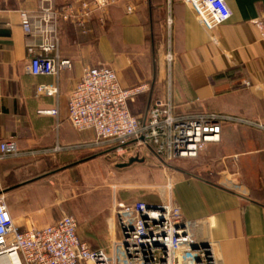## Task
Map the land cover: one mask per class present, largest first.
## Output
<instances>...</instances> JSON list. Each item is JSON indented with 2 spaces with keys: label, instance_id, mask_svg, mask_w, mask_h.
<instances>
[{
  "label": "crops",
  "instance_id": "0c3cea01",
  "mask_svg": "<svg viewBox=\"0 0 264 264\" xmlns=\"http://www.w3.org/2000/svg\"><path fill=\"white\" fill-rule=\"evenodd\" d=\"M225 2L232 17L213 33L217 43L184 0H117L87 34L61 20L60 54L73 67L57 78L28 71L22 14L39 13L42 0H0V141L12 139L23 152L0 162V196L22 231L63 215L50 178L100 155L117 156L90 147L94 132L80 133L66 120L84 69L105 65L123 88L151 85L131 104L135 116L154 99H167L175 114L211 112L239 120L224 124L220 141L200 157L156 176L162 199L140 202L173 201L188 221L201 222L199 236L215 245L219 264H264V38L257 26L264 22V0ZM41 85L57 86L58 95H39ZM53 109L59 116L42 114ZM139 157L129 156V164L142 162ZM114 232L113 241L119 238Z\"/></svg>",
  "mask_w": 264,
  "mask_h": 264
},
{
  "label": "built area",
  "instance_id": "2783aa9c",
  "mask_svg": "<svg viewBox=\"0 0 264 264\" xmlns=\"http://www.w3.org/2000/svg\"><path fill=\"white\" fill-rule=\"evenodd\" d=\"M116 2L74 0L56 7L52 0H42L39 13H23L22 26L29 40V73L58 78L72 70V62L60 54L61 20L87 34L91 22L97 18L103 23L104 15ZM184 3L212 35L232 17L225 0ZM257 26L264 38V22ZM211 37L218 42L214 35ZM173 60V55L168 54L167 61ZM151 91L150 84L123 88L116 71L108 66L87 67L70 93L66 120L80 133L94 132L92 148L115 151L121 157L152 155L163 164L195 160L205 146L220 141L224 124L239 121L211 112L175 114L172 101L167 99H154L143 114L133 115L131 104ZM58 93L57 86L38 87L39 95L54 97ZM42 114L57 117L59 110ZM22 153L16 141H0V162ZM115 218L119 238L112 242L107 254L81 238L79 222L68 214L46 227L22 231L6 198L0 196V264H219L215 245L199 236L202 223L188 221L173 201L116 203Z\"/></svg>",
  "mask_w": 264,
  "mask_h": 264
},
{
  "label": "rangeland",
  "instance_id": "374dc122",
  "mask_svg": "<svg viewBox=\"0 0 264 264\" xmlns=\"http://www.w3.org/2000/svg\"><path fill=\"white\" fill-rule=\"evenodd\" d=\"M101 156L89 165L81 164L73 171L50 178L48 183L57 189L63 214H70L79 222L81 238L93 249L102 248L110 254L115 233V204L162 199L164 193L155 186L156 176L164 169L173 170L191 160L163 164L152 155H143L142 162L129 164V157Z\"/></svg>",
  "mask_w": 264,
  "mask_h": 264
},
{
  "label": "water",
  "instance_id": "95a60500",
  "mask_svg": "<svg viewBox=\"0 0 264 264\" xmlns=\"http://www.w3.org/2000/svg\"><path fill=\"white\" fill-rule=\"evenodd\" d=\"M134 161L132 160L131 163H133ZM125 165H123L122 167H124Z\"/></svg>",
  "mask_w": 264,
  "mask_h": 264
}]
</instances>
